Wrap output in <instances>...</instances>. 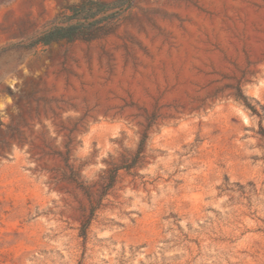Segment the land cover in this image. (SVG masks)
Wrapping results in <instances>:
<instances>
[{"label": "rangeland", "instance_id": "rangeland-1", "mask_svg": "<svg viewBox=\"0 0 264 264\" xmlns=\"http://www.w3.org/2000/svg\"><path fill=\"white\" fill-rule=\"evenodd\" d=\"M81 1L0 0V264H264V0Z\"/></svg>", "mask_w": 264, "mask_h": 264}, {"label": "trees", "instance_id": "trees-1", "mask_svg": "<svg viewBox=\"0 0 264 264\" xmlns=\"http://www.w3.org/2000/svg\"><path fill=\"white\" fill-rule=\"evenodd\" d=\"M133 0H119L115 2H106L104 0H82L79 4L72 7L71 14L68 17L57 18L52 22L51 26L42 31L34 44L49 45L52 42L61 40L72 41H89L100 36L102 30V22L97 17L99 14L107 13L108 17L115 18L127 9L131 8ZM242 96V95H241ZM242 99V97H239ZM117 170L112 172V181L110 186H113L116 180ZM95 206L93 211L95 212Z\"/></svg>", "mask_w": 264, "mask_h": 264}]
</instances>
